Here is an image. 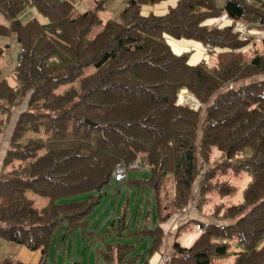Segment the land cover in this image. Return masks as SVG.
Here are the masks:
<instances>
[{
	"label": "trees",
	"instance_id": "1",
	"mask_svg": "<svg viewBox=\"0 0 264 264\" xmlns=\"http://www.w3.org/2000/svg\"><path fill=\"white\" fill-rule=\"evenodd\" d=\"M78 1L0 0V37L13 35L19 53L15 86L0 77V238L48 264L54 231L86 227L115 167L143 158L149 177L123 182L152 192V209L124 234V200L115 232L151 239V255L160 224L188 208L199 180L195 206L202 215L216 201L211 221L189 217L199 235L188 248L175 240L164 264H223L228 255L232 264H264V36L242 50L252 39L232 30L235 22L264 30V0H177L162 15L142 6L163 0H119L106 19L110 0L82 12ZM26 8L47 22L22 23ZM221 16L228 21L204 24ZM166 36L200 42L210 61L190 64V52L175 54ZM183 90L197 108L179 102ZM229 172L250 183L218 203L237 189L217 180ZM104 244L109 264L135 263L131 244Z\"/></svg>",
	"mask_w": 264,
	"mask_h": 264
},
{
	"label": "rangeland",
	"instance_id": "2",
	"mask_svg": "<svg viewBox=\"0 0 264 264\" xmlns=\"http://www.w3.org/2000/svg\"><path fill=\"white\" fill-rule=\"evenodd\" d=\"M91 0H82L78 1L75 3V6L77 10L79 9L80 12L81 10L84 9L85 6H89ZM81 2V3H79ZM119 0H110L107 3V8L104 10L102 13V16L104 18H112L111 15L112 13L115 14L116 12L119 11L120 4ZM78 10V11H79ZM22 14V15H21ZM21 20L24 21L26 19H29L30 16L32 15L31 11H25L21 13ZM45 23L47 20H43ZM42 21V22H43ZM216 24L214 25H221L224 24L225 22L223 21H215ZM251 31L249 30L248 34L246 35V38H251L250 42L242 48V50L248 49L250 45L254 42L258 44V40L260 37L264 36V30L260 29L259 27H252L250 28ZM245 38V39H246ZM0 45L5 46V51H4V56L2 59L1 63V76L0 77H5L7 82L11 84L12 86H15L14 80L10 75V70L13 67L14 60L16 57V53L18 50V45L13 37L10 36L8 38L5 37H0ZM207 48V47H206ZM209 57L206 59V62L210 61L208 60ZM264 79V76L262 77ZM178 100L179 102L182 103H188L195 108H197L199 105L197 101L186 91H181L180 94L178 95ZM3 139H0V143H2ZM3 146V145H2ZM2 146H0V149H2ZM139 168L136 169H129L126 172V179L128 181L132 180H144L147 179L150 175V171L148 166L145 164V161L143 158H139ZM230 178V181L233 183L232 185L235 187L237 186V189L232 192L233 196L232 198H225L221 200H217L218 203L221 201H226L232 200L237 193H239L241 190H243L248 184L250 183V178L245 176H241L239 179L238 177H232L231 172H229L225 176H218L217 180L218 181H224L226 179ZM204 184L202 182H199V180L196 181L194 184L193 188V193H192V200L190 201V205L188 206L187 216L193 217L195 219H200L201 221H211L209 219V209H207L212 202H208L206 205V210H203L205 214L200 215V213L197 211L195 208V200L196 195H197V185ZM167 184H165L166 186ZM84 195H77L74 197L75 199H81L83 198ZM38 202L45 203L46 199L43 197H37L36 198ZM124 200L127 201V209H126V222L128 224V228L124 231V234H127L129 231H133L134 229H138L143 225L144 222V216L146 212L152 209L150 204H153L154 199H153V194L150 192L148 189L145 188H139L136 186H129L128 184L122 182L116 183L113 181V179H110L108 184L105 185L102 190H101V198L99 200V203L96 204L92 212L89 216V222L92 224V230L93 229H98L99 232L97 233H86V235L82 234V228H79L77 231V236H72V244L70 245V237L66 236L64 240L62 237H59V245L60 247H54V242H50V247L47 252V261L50 260H55L56 264H75L77 260H81L83 264H96V256H99L102 260H105L106 252H107V247L106 245L101 242L100 237H103L106 242H113L115 240H118L119 242H129L133 243L136 246V251L140 253V255L143 257L145 256V247L147 246V243L144 244L142 243L143 238H139V236H132V237H125V236H120L119 232H115L113 230L114 223L116 222V216L118 214L119 209L121 208L122 204L124 203ZM166 203L167 199L165 198ZM213 200H216L215 198ZM215 202H213L214 205ZM213 207V206H212ZM211 208V207H210ZM184 212V213H186ZM153 213V211H152ZM153 220L149 222V225L153 226ZM197 225L193 222H187L186 224L182 225L181 227L178 228V233L176 235V240H179L183 236H185L186 233H189L193 229H197ZM64 234V232H67L65 229H60ZM91 231V230H89ZM87 232V230H85ZM81 235H84V239L88 241V238L91 237V240H93V243L91 244H85V242H82L81 244ZM93 236V237H92ZM146 239V238H145ZM63 244H66V247L63 248ZM69 244V245H68ZM76 244L77 248V257L75 255V259L71 262V259H69L71 252L73 251L74 245ZM95 244V245H94ZM57 248V249H56ZM95 248H98L97 250ZM101 252H100V251ZM228 258L221 261L223 264H232L233 258L231 260V256H227ZM75 260V261H74ZM90 262V263H89ZM105 264H109L108 262Z\"/></svg>",
	"mask_w": 264,
	"mask_h": 264
},
{
	"label": "crops",
	"instance_id": "3",
	"mask_svg": "<svg viewBox=\"0 0 264 264\" xmlns=\"http://www.w3.org/2000/svg\"><path fill=\"white\" fill-rule=\"evenodd\" d=\"M176 2H177V0H163V1H160V2L152 4V5H143L142 6V14L146 15L149 12H152L155 15H162L167 11V9L169 7L175 6ZM79 3H81V2H79ZM85 9H86V6L84 7L83 10H81V12L84 11ZM25 11H31L32 12V15L30 16L29 19H31L32 17H37L41 23H45V21H43V20H45V18L40 17V15L37 14V12L34 8H26L23 12H25ZM21 15L19 16V19L22 23H25L29 20V19H26V20L22 21ZM215 21L216 22L217 21L227 22L228 20L225 16H221L218 18L206 19L204 21V24L214 25V24H216ZM166 41L170 45L172 51L175 54H180L182 52H190V57L188 60V62L190 64L198 63L201 60L206 61V59L210 56V54L208 52V48L203 46L200 42L188 40V39L175 40V39H172L168 36H166ZM0 151H1V149H0ZM0 154H2V153L0 152ZM0 156L2 157V155H0ZM0 164H1V161H0ZM189 217L190 216H187V213L180 212V213H176V214L172 215L166 222L160 224V227L162 228V231L164 234V236L162 238V243H161L160 247L158 248V250L153 252L151 255L148 254L151 239H149V238L145 239L142 237L143 238L142 243H144V244L147 243V246L145 247L146 253H145V256L143 257V259H142V256L140 255V253L136 251V246L133 243L128 242L129 244H131L133 246V250L129 254V256L136 258V261L134 264H143L145 261H147V264H157L159 258L163 254H171L173 251L172 245H173V242L176 240L175 237L178 233V228L181 227L182 225L186 224ZM86 220H87L86 227L76 226L73 229L61 228V229L67 230V232H64V234L61 233L62 231L60 229L55 230L54 233L52 234V237H51V242H54V247H60V245H59L60 243L58 242L60 236L62 237L63 240L66 236L70 237V245H71L72 241H73L72 236H76V238H78V236L76 234H77V232H78L77 230L79 228H82L81 233L84 235H86V233H89V232H92V233L97 232L98 233L99 232L98 229L95 228L92 230L93 227H92V224L89 222V216L86 218ZM85 230H87V232H85ZM89 230H91V231H89ZM199 232L200 231H199V227H198L197 229H193L189 233H186L185 236H183L182 238H180L177 241L179 242V244L182 247L188 248V247H190L192 242L195 240V238L199 235ZM84 235H81V237H80L81 244H82V242H85V244L93 243V240H91V237H89L88 241H86L83 238ZM128 237H132V236H128ZM100 239H101V242H103V243L106 242L105 240H102V239H104L103 237H100ZM64 247H66V244H63V248ZM95 249L97 250L98 248H95ZM77 251L78 250H77L76 244H75L73 251L71 252V254H73V255L69 256V259H71V262L73 261V259H75L74 258L75 255L77 257V255H78ZM6 257L12 258V264L15 261H19V262H22L24 264H36L41 257V253L38 250H30V249L26 248L24 245L17 244V243L12 242V241H4L2 238H0V263ZM49 261L50 260L47 261L48 264H56L55 260H51V262H49ZM95 261H96V264L107 263L105 260H102L99 256H96ZM76 262L83 264V262L81 260H77Z\"/></svg>",
	"mask_w": 264,
	"mask_h": 264
},
{
	"label": "built area",
	"instance_id": "4",
	"mask_svg": "<svg viewBox=\"0 0 264 264\" xmlns=\"http://www.w3.org/2000/svg\"><path fill=\"white\" fill-rule=\"evenodd\" d=\"M232 30L238 34V37L240 39H243V40L246 38V35L248 34L249 30L251 31V29L247 25H245L244 23H241V22L233 23ZM139 166H140L139 158H136L134 161H132L128 164H119L113 170L111 178L116 183L122 182L126 179L127 170L136 169V168H139ZM195 208H196V206H195ZM187 210H188V208H185L183 210V212H186ZM169 257H170L169 254H163L159 258L157 264H164L169 259Z\"/></svg>",
	"mask_w": 264,
	"mask_h": 264
},
{
	"label": "water",
	"instance_id": "5",
	"mask_svg": "<svg viewBox=\"0 0 264 264\" xmlns=\"http://www.w3.org/2000/svg\"><path fill=\"white\" fill-rule=\"evenodd\" d=\"M16 58H17V59L19 58V53H17ZM198 105H199V103H198ZM99 189H100V187L98 186V187H97V190H99Z\"/></svg>",
	"mask_w": 264,
	"mask_h": 264
}]
</instances>
